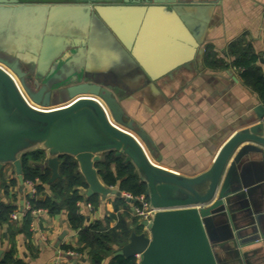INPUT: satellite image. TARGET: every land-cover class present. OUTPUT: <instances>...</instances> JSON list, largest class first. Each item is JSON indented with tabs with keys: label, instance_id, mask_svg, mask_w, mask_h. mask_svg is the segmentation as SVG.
<instances>
[{
	"label": "water",
	"instance_id": "water-1",
	"mask_svg": "<svg viewBox=\"0 0 264 264\" xmlns=\"http://www.w3.org/2000/svg\"><path fill=\"white\" fill-rule=\"evenodd\" d=\"M188 2L198 0H0V62L35 104L0 67V95L7 110L0 115V174L5 162H13L22 191L20 155L41 145L43 166L52 171L49 182L60 177V156L71 155L90 184L84 194L91 195L103 190L95 163L102 153L114 151L146 183L153 209L151 219L139 223L142 231L131 225L116 256L135 258V264H264V220L257 211L264 202V104L256 102L254 124L224 134L211 166L195 176L151 161L145 147L156 160L162 158L152 125L130 109L145 85L156 89L154 83L165 73L142 70L138 41L154 25L144 20L140 26L138 11L169 8L181 21L176 28L198 46V70H205L202 23L194 25L190 14L181 11ZM112 61L117 73L109 71ZM100 62L109 69L98 70ZM127 74L146 83L123 86L116 77ZM82 121L89 134L81 147L57 151L56 144L51 146L64 128ZM251 154L260 156L256 172L242 167Z\"/></svg>",
	"mask_w": 264,
	"mask_h": 264
},
{
	"label": "crops",
	"instance_id": "crops-1",
	"mask_svg": "<svg viewBox=\"0 0 264 264\" xmlns=\"http://www.w3.org/2000/svg\"><path fill=\"white\" fill-rule=\"evenodd\" d=\"M185 4L181 11L190 14V22L194 25L202 23L204 55L209 49L224 65L207 66L203 56L205 70H198V46L191 36L176 28L181 21L178 16L171 15L169 8L138 11L140 26L144 20L154 25V29L149 32L145 30L138 41L142 50V70L165 73L154 83L156 89L145 85V91L132 100L130 109L152 125L162 158L156 160L144 146L151 161L177 173L195 176L211 166L227 135L224 139L222 137L230 128V132H233L258 120H253L256 115L254 106L256 102L263 101L253 89L244 84L240 73L242 69L231 65L229 44L239 36H244L259 53V64L264 71V0H198ZM115 68L119 67L112 61L110 69ZM227 70L238 78V82L232 79ZM114 78L110 77V80L116 86H141L142 80L133 75L116 77L120 84ZM4 103L0 95V115L7 114ZM88 134L89 127L84 121L75 123L64 128L51 146L56 144L57 151L78 148ZM36 149L43 147L39 145ZM106 153H102V158ZM259 158V155H247L242 161V167L251 172L258 171L261 167ZM111 169L116 174L114 164ZM13 173L17 177L13 162H5L0 180L8 181ZM114 177L117 182L107 184L98 171L97 178L103 190L85 195L84 191L90 184L84 176L87 187L81 189L83 199L79 202L80 213L84 216L83 226L88 227L100 221L105 227L113 228L124 218L129 228L131 225L136 227L133 217H136L134 207L137 204L127 200V194L130 193L122 190L121 181L116 175ZM113 190L121 191V195ZM50 194L47 184L45 192L36 197L44 200ZM12 199V194H0V201L10 202ZM147 199L150 202L149 197ZM21 200L24 199H19L17 210L21 209ZM257 211L264 220V202ZM10 224L12 226L0 225V250L3 253L12 247L9 237L11 226L16 231L15 258L26 264H92L88 250L78 253L65 247L71 244L78 246L79 237V230L69 225L65 209L54 215L46 209L36 213L30 236L19 230L20 220L11 219ZM119 247L113 245V252L101 264H109L116 257L115 252Z\"/></svg>",
	"mask_w": 264,
	"mask_h": 264
},
{
	"label": "trees",
	"instance_id": "trees-1",
	"mask_svg": "<svg viewBox=\"0 0 264 264\" xmlns=\"http://www.w3.org/2000/svg\"><path fill=\"white\" fill-rule=\"evenodd\" d=\"M251 42L244 36H239L229 44V54L232 57L231 65L242 69L241 77L245 85L253 89L264 103V71L259 64L260 56ZM204 62L207 66L216 67L222 61H218L214 54L208 49L204 55ZM46 159V152L43 149H36L22 155L23 177L25 186L19 190L18 178L13 176L8 181L0 180V194H12L10 202L0 201V225L10 224L11 214L19 207V199L29 201L30 208L26 209L21 221L20 231L31 235L33 222L36 218L35 209H46L50 214L60 213L63 209L67 211V219L71 228L79 230L78 246L65 245L80 253L88 250L92 264H101L103 260L113 252V245L122 246L128 241L131 228L124 218L113 227H105L100 221L85 227L83 226L84 216L80 213L79 202L83 199L82 188L87 187L84 176L79 171L77 160L71 155L60 156L59 172L60 177L50 183L52 171L48 166H43ZM115 165V172L111 165ZM99 173L107 184H115V175L121 181V189L129 192L133 197L145 195L147 185L141 181L132 163L126 162L124 156H117L114 152H108L101 161L97 162ZM35 182L36 191L33 193L27 187L28 181ZM49 185L51 194L44 200L36 197L37 194L45 192L46 185ZM122 199V198H121ZM92 200V199H90ZM138 202L136 201V204ZM135 229L142 231L139 218L133 217ZM12 226V225H11ZM9 227V237L12 247L0 257V264H26L15 258L16 248L14 245L15 230ZM109 264H135V258H126L118 255Z\"/></svg>",
	"mask_w": 264,
	"mask_h": 264
},
{
	"label": "built area",
	"instance_id": "built-area-1",
	"mask_svg": "<svg viewBox=\"0 0 264 264\" xmlns=\"http://www.w3.org/2000/svg\"><path fill=\"white\" fill-rule=\"evenodd\" d=\"M28 188L31 190V192H35L36 188H35V182L34 181H28L27 183ZM128 197H132V195L127 194ZM137 205L134 207V212L135 215L139 218L140 222L143 220H150L152 213H153V209H151L150 207V202L149 200L146 198L145 195H141V196H137ZM30 208V203L29 201H25V205L23 207V210H16L11 214V219L14 220H19L25 213L26 209ZM43 209H35L33 210V212L35 213H39L41 212Z\"/></svg>",
	"mask_w": 264,
	"mask_h": 264
},
{
	"label": "rangeland",
	"instance_id": "rangeland-1",
	"mask_svg": "<svg viewBox=\"0 0 264 264\" xmlns=\"http://www.w3.org/2000/svg\"><path fill=\"white\" fill-rule=\"evenodd\" d=\"M39 1V0H38ZM41 1H55V2H59V1H67V0H41ZM133 63H132V61H129L128 63H127V67H131V65H132ZM101 65H103V62H100V63H98L97 64V69L98 70H101V69H109V66H105V65H103L102 67H101ZM106 67V68H105ZM116 69V68H115ZM109 70V71H112V72H115V73H117V71L116 70ZM138 70V67H136V69H135V71H134V69L132 70V71H134V73L136 72ZM116 74H114V76H115ZM125 76H128V75H125ZM21 89V88H20ZM65 97H67L66 95H64V98Z\"/></svg>",
	"mask_w": 264,
	"mask_h": 264
},
{
	"label": "bare ground",
	"instance_id": "bare-ground-1",
	"mask_svg": "<svg viewBox=\"0 0 264 264\" xmlns=\"http://www.w3.org/2000/svg\"><path fill=\"white\" fill-rule=\"evenodd\" d=\"M0 67L6 69V70H7V71L13 76V78H14L15 81L18 83L19 87L21 88L22 92L24 93L26 99H27L31 104L35 105V104L30 100V98L27 96V94L25 93V91H24V89H23V87H22V85H21L19 79H18L17 76L14 74V72H12L8 67H6V66H5L3 63H1V62H0Z\"/></svg>",
	"mask_w": 264,
	"mask_h": 264
},
{
	"label": "flooded vegetation",
	"instance_id": "flooded-vegetation-1",
	"mask_svg": "<svg viewBox=\"0 0 264 264\" xmlns=\"http://www.w3.org/2000/svg\"><path fill=\"white\" fill-rule=\"evenodd\" d=\"M68 1V0H67Z\"/></svg>",
	"mask_w": 264,
	"mask_h": 264
}]
</instances>
